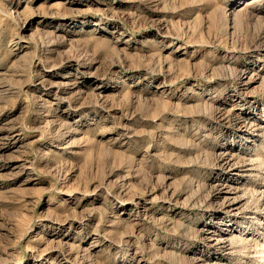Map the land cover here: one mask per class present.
<instances>
[{
	"label": "rangeland",
	"instance_id": "rangeland-1",
	"mask_svg": "<svg viewBox=\"0 0 264 264\" xmlns=\"http://www.w3.org/2000/svg\"><path fill=\"white\" fill-rule=\"evenodd\" d=\"M0 264H264V0H0Z\"/></svg>",
	"mask_w": 264,
	"mask_h": 264
}]
</instances>
